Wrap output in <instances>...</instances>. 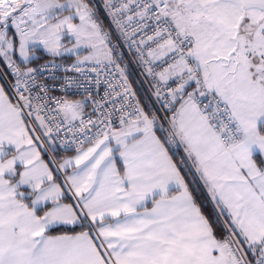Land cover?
Masks as SVG:
<instances>
[{
	"label": "snow or ice",
	"instance_id": "1",
	"mask_svg": "<svg viewBox=\"0 0 264 264\" xmlns=\"http://www.w3.org/2000/svg\"><path fill=\"white\" fill-rule=\"evenodd\" d=\"M0 264H264V0H0Z\"/></svg>",
	"mask_w": 264,
	"mask_h": 264
}]
</instances>
